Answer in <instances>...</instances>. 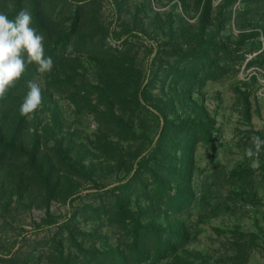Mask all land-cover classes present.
I'll return each instance as SVG.
<instances>
[{
    "label": "rangeland",
    "instance_id": "obj_1",
    "mask_svg": "<svg viewBox=\"0 0 264 264\" xmlns=\"http://www.w3.org/2000/svg\"><path fill=\"white\" fill-rule=\"evenodd\" d=\"M22 10L53 66L0 97V264H264V0H0ZM146 226L165 252L132 253Z\"/></svg>",
    "mask_w": 264,
    "mask_h": 264
},
{
    "label": "clouds",
    "instance_id": "obj_2",
    "mask_svg": "<svg viewBox=\"0 0 264 264\" xmlns=\"http://www.w3.org/2000/svg\"><path fill=\"white\" fill-rule=\"evenodd\" d=\"M33 25V18L27 11H20L14 19L0 12V97L19 80L27 64H35L38 71L52 69L53 60L45 54L44 37ZM42 102L41 88L36 83L29 84V91L20 105L21 115L33 113ZM257 151L260 149L259 137L253 138ZM249 150V155H252Z\"/></svg>",
    "mask_w": 264,
    "mask_h": 264
},
{
    "label": "trees",
    "instance_id": "obj_3",
    "mask_svg": "<svg viewBox=\"0 0 264 264\" xmlns=\"http://www.w3.org/2000/svg\"><path fill=\"white\" fill-rule=\"evenodd\" d=\"M107 86H108V94H109V98H114L117 96V92H116V88H117V84H116V79L111 77L110 80L107 82ZM142 163V162H141ZM140 166V164H139ZM122 187V185H119L117 187H115L113 189V191H111L112 193H115L116 191L120 190V188ZM137 189L136 188H131V190L129 191L128 195L130 194L129 197H132V193L135 192ZM119 199V198H118ZM120 206V202H118L117 205H114L111 209V211H109V215H110V219H118L122 222V224H126L129 220L130 221H137V217H136V214L130 210L128 211V216L125 215V213H123V211L121 210V206ZM140 220L137 224V226H139L140 224ZM136 229V228H135ZM140 232L137 231V234H136V237L133 242V245H132V248H136V251L132 250L133 252L132 253H136L137 252V246L139 245V241L143 238L144 240H151V238H155L158 242H159V245H160V248H158V253H162V252H165L169 247H163L161 245L164 244V237L166 236V234L168 232H165V235L162 236L161 235V230L158 229L157 227H151V226H146V228H141L139 229ZM144 231L148 232V233H144ZM176 238L178 239L179 238V235L176 234ZM181 239V238H179ZM174 245V244H173ZM175 246V245H174ZM173 246V247H174ZM129 248V246H125V249ZM172 247H170L171 249ZM169 249V250H170ZM125 253H126V250H121V251H117V252H112L110 253V256H111V260L113 259H118L120 257H124L125 256ZM158 254V255H159Z\"/></svg>",
    "mask_w": 264,
    "mask_h": 264
}]
</instances>
